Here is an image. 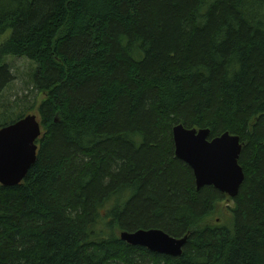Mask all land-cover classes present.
<instances>
[{"label":"trees","instance_id":"1","mask_svg":"<svg viewBox=\"0 0 264 264\" xmlns=\"http://www.w3.org/2000/svg\"><path fill=\"white\" fill-rule=\"evenodd\" d=\"M8 30L0 94L12 56L46 99L36 164L0 185V264H264V0H0ZM179 125L240 138L230 226L206 224L230 198L197 189ZM153 229L183 255L117 234Z\"/></svg>","mask_w":264,"mask_h":264},{"label":"water","instance_id":"2","mask_svg":"<svg viewBox=\"0 0 264 264\" xmlns=\"http://www.w3.org/2000/svg\"><path fill=\"white\" fill-rule=\"evenodd\" d=\"M210 130H189L183 125L173 129L176 157L193 170L197 189L214 187L230 199L239 196L246 174L240 165L243 144L237 136L226 133L210 140ZM43 136L36 115L0 129V185L20 186L38 159V141ZM123 242L155 254L174 258L183 255L189 237L174 238L162 230L123 231Z\"/></svg>","mask_w":264,"mask_h":264},{"label":"rangeland","instance_id":"3","mask_svg":"<svg viewBox=\"0 0 264 264\" xmlns=\"http://www.w3.org/2000/svg\"><path fill=\"white\" fill-rule=\"evenodd\" d=\"M11 35V30L0 35V47L10 39ZM2 64L10 67L15 79L0 94V126L5 122V119L9 120L8 124L10 125L17 122L20 117L28 115H36L41 122L39 107L46 96L39 93L34 85L33 76L37 71L36 63L26 58L8 56L3 59ZM233 209H235V203L232 199L218 203L206 224L211 227L230 226ZM121 233L118 232V236Z\"/></svg>","mask_w":264,"mask_h":264}]
</instances>
